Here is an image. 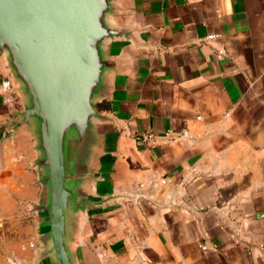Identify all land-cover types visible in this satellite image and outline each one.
Segmentation results:
<instances>
[{"label": "crops", "instance_id": "1", "mask_svg": "<svg viewBox=\"0 0 264 264\" xmlns=\"http://www.w3.org/2000/svg\"><path fill=\"white\" fill-rule=\"evenodd\" d=\"M109 21L73 263L264 264V0H113ZM27 103L0 52V264H59Z\"/></svg>", "mask_w": 264, "mask_h": 264}, {"label": "water", "instance_id": "2", "mask_svg": "<svg viewBox=\"0 0 264 264\" xmlns=\"http://www.w3.org/2000/svg\"><path fill=\"white\" fill-rule=\"evenodd\" d=\"M112 13L113 0H0V52L28 98L16 127L36 121L45 169L48 199L36 207L49 216L52 245L44 255L54 251L59 264H74L66 211L83 206L79 169L101 116L95 100L109 69L105 44L122 34Z\"/></svg>", "mask_w": 264, "mask_h": 264}, {"label": "built area", "instance_id": "3", "mask_svg": "<svg viewBox=\"0 0 264 264\" xmlns=\"http://www.w3.org/2000/svg\"><path fill=\"white\" fill-rule=\"evenodd\" d=\"M2 86H3L4 90H6V91L9 90L11 88V86H12L11 79L8 78L5 81H3ZM168 134H170V133H168ZM149 136H152V134H149Z\"/></svg>", "mask_w": 264, "mask_h": 264}, {"label": "trees", "instance_id": "4", "mask_svg": "<svg viewBox=\"0 0 264 264\" xmlns=\"http://www.w3.org/2000/svg\"><path fill=\"white\" fill-rule=\"evenodd\" d=\"M100 106H101V107H103L104 105H103V106H102V105H100Z\"/></svg>", "mask_w": 264, "mask_h": 264}]
</instances>
